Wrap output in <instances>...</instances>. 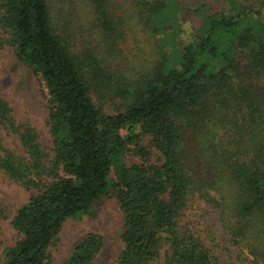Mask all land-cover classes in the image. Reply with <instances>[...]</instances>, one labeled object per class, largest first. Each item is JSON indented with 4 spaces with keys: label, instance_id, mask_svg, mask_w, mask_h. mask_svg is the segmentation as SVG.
<instances>
[{
    "label": "trees",
    "instance_id": "1",
    "mask_svg": "<svg viewBox=\"0 0 264 264\" xmlns=\"http://www.w3.org/2000/svg\"><path fill=\"white\" fill-rule=\"evenodd\" d=\"M83 1L97 47L69 0H0V53L41 79L50 133L0 83V172L31 192L0 199L18 234L0 264H50L65 221L108 197L117 264H264V0ZM103 244L85 233L64 264Z\"/></svg>",
    "mask_w": 264,
    "mask_h": 264
},
{
    "label": "rangeland",
    "instance_id": "2",
    "mask_svg": "<svg viewBox=\"0 0 264 264\" xmlns=\"http://www.w3.org/2000/svg\"><path fill=\"white\" fill-rule=\"evenodd\" d=\"M54 1L57 4L59 3V0ZM69 1L73 7L77 6L81 14L79 22L84 23L86 26L83 33L84 42L88 46L97 47L96 42L99 41L100 37L94 30L88 29L91 19L89 4L83 0ZM194 1H206L216 8L221 5L219 0ZM184 29V36H187L191 30L189 22L184 24ZM0 83L3 94L17 119L29 121L37 129L40 138L44 142L50 143L45 88L39 76L28 66L18 62L13 49L8 46H5L0 53ZM112 112H114L113 109ZM126 161L131 164L137 162L138 158L129 155ZM30 195L31 192L6 178L0 172V199L10 207L12 212L26 203ZM95 209L96 215L94 217L83 216L78 219L69 218L65 221L58 242L50 248L52 256L50 264H64L74 244L82 235L90 231L101 234L104 240L101 253L94 264H117V256L121 249L120 237L124 221L123 214L115 197L103 199L102 202L96 205ZM17 240L18 234L9 219L0 218V257L4 248L14 245Z\"/></svg>",
    "mask_w": 264,
    "mask_h": 264
}]
</instances>
